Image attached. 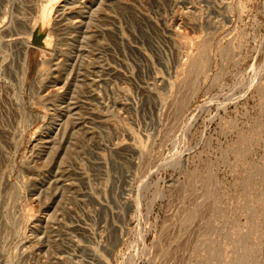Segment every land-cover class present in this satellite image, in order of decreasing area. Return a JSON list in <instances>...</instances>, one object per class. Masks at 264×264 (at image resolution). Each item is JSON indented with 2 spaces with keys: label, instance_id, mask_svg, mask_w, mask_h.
Returning <instances> with one entry per match:
<instances>
[{
  "label": "rangeland",
  "instance_id": "374dc122",
  "mask_svg": "<svg viewBox=\"0 0 264 264\" xmlns=\"http://www.w3.org/2000/svg\"><path fill=\"white\" fill-rule=\"evenodd\" d=\"M0 30V264H264V0H0Z\"/></svg>",
  "mask_w": 264,
  "mask_h": 264
},
{
  "label": "bare ground",
  "instance_id": "6f19581e",
  "mask_svg": "<svg viewBox=\"0 0 264 264\" xmlns=\"http://www.w3.org/2000/svg\"><path fill=\"white\" fill-rule=\"evenodd\" d=\"M42 16H44L43 14H42ZM45 19V16L43 17V20ZM3 23V22H2ZM4 29V28H3ZM2 29V30H3ZM6 29V28H5ZM74 30V29H73ZM1 31V30H0ZM75 31V30H74ZM2 33V32H1ZM3 34V33H2ZM50 35L48 34V32L47 33H45V30L43 29V27H42V25H40L39 23L38 24H34L33 26H32V28H30L29 29V31H28V33H26V38L24 37V39H22L23 41H22V43L23 44H21L22 46H21V49H22V74L25 72V66H26V48H27V46H29V44H40V46H42V47H47V46H49L50 45V43H51V40H50V37H49ZM44 37V38H43ZM10 40H12V39H10ZM9 40V41H10ZM8 41V40H7ZM15 40H13V42H14ZM12 42V43H13ZM15 42H17V41H15ZM6 43V42H5ZM8 43V42H7ZM198 69V68H200V69H203L204 68V64H203V61H201V59H200V57H199V55H197V54H195L194 56H193V58H191V60L189 61V63L186 65V71H192L193 69ZM193 72H194V70H193ZM192 72V73H193ZM200 72H201V70H200ZM198 73V72H197ZM263 74V76H262V79L258 76H256L257 78H260V80H263L262 81V83H259V85L257 86L258 87V89H262L263 91H264V70H263V72H262ZM182 74H183V72H182ZM40 76V75H39ZM38 76V77H39ZM106 76V75H105ZM215 78V77H214ZM21 81H23V79L21 78L20 79ZM259 79H257L256 80V82L255 83H253V84H256L257 83V81H258ZM19 82V81H18ZM195 84H196V82H195ZM194 85V84H193ZM195 86V85H194ZM193 86V87H194ZM253 87V86H252ZM191 88V87H190ZM190 90V89H189ZM192 90V89H191ZM192 91H194V90H192ZM54 92H55V90H54ZM190 92V91H189ZM193 93V92H192ZM189 94V93H188ZM194 94H195V92H194ZM20 95V94H19ZM18 96V95H17ZM58 97V96H57ZM183 98V97H182ZM186 98H187V96H186ZM19 99V98H18ZM21 101V100H20ZM182 101V100H181ZM184 101V100H183ZM101 102V101H100ZM184 103H186V102H184ZM18 104V103H17ZM54 104V103H53ZM179 104V103H178ZM16 105V104H15ZM18 106V105H17ZM180 106V108L181 107H183V106H181V105H179ZM184 106H186V105H184ZM20 107V106H19ZM183 109V108H182ZM102 110V109H101ZM51 112V111H50ZM52 113V112H51ZM56 114H57V118H58V122L59 123H61V125H62V129H65V126H66V116L65 115H63V113H61V111H56ZM51 116V115H50ZM51 118H52V116H51ZM57 121V120H56ZM55 121V122H56ZM51 123V122H50ZM58 123V124H59ZM54 125V124H53ZM190 126V125H189ZM70 127V126H69ZM56 128V127H55ZM54 130V129H53ZM189 130V129H188ZM49 131V130H48ZM53 132H55V131H53ZM52 137V136H51Z\"/></svg>",
  "mask_w": 264,
  "mask_h": 264
}]
</instances>
